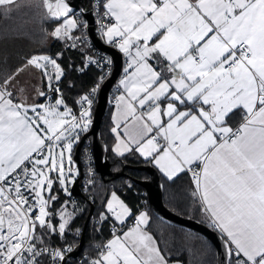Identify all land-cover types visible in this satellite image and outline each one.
Segmentation results:
<instances>
[{"label": "snow or ice", "instance_id": "1", "mask_svg": "<svg viewBox=\"0 0 264 264\" xmlns=\"http://www.w3.org/2000/svg\"><path fill=\"white\" fill-rule=\"evenodd\" d=\"M13 5L19 7L17 0H0V6L9 11ZM44 5L51 17L70 12L64 0H56L55 5L44 0ZM105 7L106 15L113 16L116 23L107 26L104 35L130 57L128 67L135 69L121 83L132 101L143 93L141 106L154 103L147 113L151 123L134 126L129 140L139 145L136 150L143 156L152 157L170 179L186 166L203 162L193 180L204 211L224 234L225 264H264V0H108ZM77 27V20L66 19L52 35L68 36ZM154 54L169 62L170 79H164L149 64ZM41 61L54 66L59 80L62 72L55 60L33 56L27 64L44 68ZM19 71L22 69L16 74ZM16 74L0 83V181L4 182L0 185V264H40L38 258L48 249L37 247L40 237L34 235L36 229L55 230L46 220V209L48 201L56 197L49 195L45 200L43 193L45 186L52 191L50 172H58L59 182L64 183L65 150L70 153L73 147L69 142L55 153L46 141L64 140L69 129L86 130L90 113L84 110L78 123L75 116L66 119L71 116L67 108L60 112L41 104V114L37 106L14 103L8 88L15 86ZM161 97L171 100L163 113L156 103ZM82 100L91 104L88 96ZM119 100L125 101V97ZM188 101L194 108L202 102L210 110L196 108L195 114L192 109L180 111L177 104L185 106ZM60 104L62 99L56 101ZM127 106L134 120H142L134 115L131 102ZM30 108L34 117L28 115ZM240 108L246 111L239 127L233 129L228 118ZM161 114L169 117L166 125ZM153 126L158 128L156 136L162 135L167 142L166 147L157 143L156 136L145 139ZM44 148L48 154L33 159V154H41ZM22 188L31 190L39 204V215L34 219L33 205ZM108 209L117 220L130 211L115 193ZM147 222V214L142 212L136 227L124 233V241L118 236L109 241L107 252L95 264H121V260L123 264H167L153 237L140 228ZM66 224L67 220L59 225L61 233ZM53 254L61 256L60 251Z\"/></svg>", "mask_w": 264, "mask_h": 264}, {"label": "trees", "instance_id": "2", "mask_svg": "<svg viewBox=\"0 0 264 264\" xmlns=\"http://www.w3.org/2000/svg\"><path fill=\"white\" fill-rule=\"evenodd\" d=\"M17 4L19 7L13 5L10 11L7 10V6H0V83L8 76L16 74L18 69H25L28 60L34 55H49L57 60L63 71V75L58 81L60 88L57 92H61L67 104L74 108L73 112H75L79 108L82 97L95 82L100 81L103 75L102 69L98 66L93 64L86 66L84 64L85 56L90 52V47L86 42H82L73 48L68 46L69 40L80 37V34H82L81 27L78 25L77 28L72 29L65 40L61 41L60 37L52 35L59 22L49 17L44 0H17ZM44 79L46 80V76H44ZM46 83L43 91H46ZM113 90L114 87L111 91ZM112 108L113 95L111 92L107 112L101 126V137L107 144L112 170L114 172L123 170V175L117 177L113 174L103 178L97 172L95 184L91 189L94 197L89 192H84L85 196H75V202L79 206L73 221L70 223L71 230L67 231L63 237H57L55 231L57 221L55 219L51 222L55 230L52 231L46 228L47 232L58 243L61 245L70 244L73 248L80 241L87 215L91 206L94 205V214L85 234V250L78 257H73L74 264H95L93 260L97 259L95 258L97 246L111 236V223L105 217V206L111 193L110 189L115 188L120 196L132 205L137 212L140 192L145 190L144 186L138 181L140 182V180L149 177L146 171L137 169L134 166L152 163L150 158H141L133 151L123 156L114 154L112 146L115 137L111 131ZM241 121L242 113L240 110H235L228 118V123L232 126L238 125ZM86 130L81 131L79 139ZM88 144V146L82 148V152L86 149H92L90 142ZM161 178L164 201L171 210L180 215L199 220L215 228L222 236L224 235L212 224L209 215L204 211L199 191L189 171L185 170L172 179L161 173ZM129 181H131L130 187L127 186ZM49 195L56 197L54 201L49 200L51 208H57L66 198L58 183H54L48 197ZM146 212L149 213L146 229L154 236L161 253L169 262L217 264V250L209 239L194 230L165 220L157 215L150 205L147 207ZM34 235L40 237L36 241L37 247L50 242L39 229L36 230ZM85 253L89 254V259L83 258ZM66 264L73 263L67 262Z\"/></svg>", "mask_w": 264, "mask_h": 264}, {"label": "crops", "instance_id": "3", "mask_svg": "<svg viewBox=\"0 0 264 264\" xmlns=\"http://www.w3.org/2000/svg\"><path fill=\"white\" fill-rule=\"evenodd\" d=\"M105 5H104V9L108 13V9L105 7ZM111 17H112V20H111V22H110V24L108 26L116 23L115 18L113 16H111ZM62 23L63 22H61L58 27H62L64 25ZM105 31H106V29L104 30V32ZM161 31L163 32V30H161ZM104 32H103V37H104L105 41H108L107 37L104 35ZM61 37H64V40L66 38V36H61ZM61 37H60V40H61ZM64 40H61V41H64ZM155 40H156V38L154 37L152 42H155ZM116 47L119 49L118 46H116ZM132 51L134 52L135 49L133 48ZM123 58H124V60H123V68L121 70V71H123V75L120 76V79H119V82H120V85H121L122 89L116 94V98L114 100L113 108H112V115H111V119H112L111 131H112L113 136L115 137V142H114V144L112 146V150H113L114 154H116L117 156H123L124 154L133 151V152H136L137 155L140 156L141 158H144V159H149L150 158L152 160V163L159 169V171L165 177L169 178L167 176V174L160 168V166L155 163V160L152 157L143 156L139 151L136 150L139 147V145L138 144H134V143H132L129 140V132H132L134 130V126L136 128H138L144 121H147L148 123H151L150 121H148L147 113L151 110L152 107H154V103L152 101H148L143 106H141L139 104V99L143 96V93H141V97H138L137 100H135V101L131 100V98L128 95L127 89L123 86L121 81L123 79H125L126 75H130L131 72H133L135 69L128 67L129 63L131 62V59H130L129 56H126L123 53ZM52 60H55L57 62V60L55 58H52ZM41 63L44 64L45 66H47L48 68L50 67V69L52 70V72H54L55 77H56V70H55L54 66L51 63H49L47 61H41ZM57 64H58V62H57ZM149 64H151L152 67L157 72H161L162 73V77L164 79H170L171 76L173 75V73H170V72L167 71V65L169 64V62L166 61L163 56H159L158 54H154V56L149 59ZM60 69H61V67H60ZM61 72H62V75H63L62 69H61ZM45 74H46V72H45L44 68H37L34 65L25 66V69H23L17 75H15V80L13 81L14 84L18 85V82H19V84H21V85L19 87L14 86V87H9L8 88V91H10L12 93V97L11 98L13 99V102L14 103H25V104L30 105V106L34 105V106L38 107L41 104L46 105V106H52V104L56 105V101L58 99H62L63 100V104L57 105L58 110L60 112H63V111H65L66 108L70 109L71 110V116H72L74 108H72L70 105L67 104V102L65 101V99H64L63 95L61 94V92H57L56 91V89L60 88V86L58 84V81L60 79L57 80L55 77H53L50 74L49 75V79L46 77V80H45L44 79V76H46ZM61 76H60V78H61ZM51 78H52V82H51ZM46 81H47V83H46ZM45 83H46V91H43ZM20 89H23V91L21 92ZM40 93H44V95H40ZM121 96L125 97V101H120L119 100V97H121ZM127 102H131V104L135 108L134 115L136 117H141L142 120H134L133 119V115H129L128 114L129 113V109H128V106H127ZM169 102H171L170 98L161 97V99L159 101H157L156 103L160 104V107H161L162 113H163V111L166 110V106H167V104ZM177 107H178V109L180 111H187L189 109H192L194 114H195L196 108L203 107L204 110H206V111L210 110V106L209 105H203L202 102L196 103L195 108H194L192 101H188L185 106H180L179 104H177ZM237 110L241 111L242 118H243V113H245L246 110H244L243 108H240V109H237ZM32 113L33 112L31 111V108H30L29 112H28V115L30 117H32ZM168 120H169V117L164 116L163 114H161V121L165 125L168 122ZM228 125L231 126L233 129H235V128L239 127L240 123L238 125H236V126H232L230 123H228ZM42 126L44 128H47L46 125H42ZM113 129H115L116 131H113ZM82 130H84V129H82ZM157 132H158V128L156 126H153V132L149 133L148 136L145 137V139L151 138L152 136H156ZM49 135H51V134L49 133ZM78 141H79V139H78ZM121 141H123L124 143L121 144ZM156 141L162 147H166V145H167V142L164 140L162 135L156 136ZM66 143H65V140H61L59 142H56L54 140L51 144L53 146V149L58 150V153H59V150L61 149V147L63 145H65ZM140 143H143V140H141ZM118 145H120L119 150H117V146ZM124 145H127L128 150H125ZM47 153H48V149L46 150L45 155H47ZM41 158H43V156L37 158L33 154V159H41ZM38 167H41L42 170H45L44 166H38ZM202 168H203V162H194L192 165L186 166L185 170L189 171L192 174L191 170H198L199 172H201ZM49 175L53 179L54 183H58L59 182V173H57L56 171H53V172H50ZM192 176H193V174H192ZM172 178H174V177H172ZM30 192H31V190H30ZM31 194L34 196V193L31 192ZM48 194L49 193H47L45 191V195L48 196ZM199 194H200V197H201L200 191H199ZM110 199L112 200L113 196H111ZM119 200L122 201L124 203V205H126L128 207V209L130 210L129 214L127 216L123 217V218L127 219L133 213V206L130 205L121 196H120ZM105 207L108 208V205H106ZM114 208L119 211V208L115 207V205H114ZM134 227H136V225ZM134 227H132V228H134ZM132 228H130V229H132ZM140 228H141V230L144 233H146V234L150 233L146 229V225L145 226H141ZM114 237L115 236H113L109 240L111 241ZM109 240H108V242H109ZM154 241H155L156 246L158 247V244H157L156 240H154ZM107 250H108V248L106 249V251ZM98 259H101V258H97V259L93 260V262L97 261ZM165 260L167 261V264H177V262L176 263L175 262H169L166 258H165Z\"/></svg>", "mask_w": 264, "mask_h": 264}, {"label": "water", "instance_id": "4", "mask_svg": "<svg viewBox=\"0 0 264 264\" xmlns=\"http://www.w3.org/2000/svg\"><path fill=\"white\" fill-rule=\"evenodd\" d=\"M82 1L84 0H64L65 3H68L70 12L67 15L60 16L58 18L51 17L46 6L45 8L48 15L53 20L60 21L63 20L65 17L73 14V12L80 6ZM49 2L55 5L56 0H49ZM87 17H89V19L93 21L91 13H88ZM90 34L96 45L100 47L104 52L110 54L113 57L115 66L111 76L108 77L101 86L98 101L94 109L93 121L90 124L89 128L82 134L81 138L77 142L76 150L73 154L72 166L79 172L78 176L75 178V180L70 186L71 192L74 196H85L83 190L81 189V183L84 177L81 150L87 140L90 141L93 145V150L96 158V169L103 178H107V176H111L113 174L117 177L123 175V170L119 172H114L112 170V163L108 155V147L101 137V126L103 124L104 117L107 112L110 99V91L113 83L116 81L123 68V53L116 46L101 40L96 35L93 27H90ZM134 167L146 171L149 175V179H142L140 180V182L138 181V183L145 185L153 211L165 220L194 230L209 239L215 245L217 250V264H225L223 236L215 228L194 218L180 215L177 212L171 210L166 205L164 201L161 172L153 163H144L136 165ZM93 214L94 208L92 207L87 215L80 241L70 251V255L74 258L78 257L85 250V234Z\"/></svg>", "mask_w": 264, "mask_h": 264}, {"label": "built area", "instance_id": "5", "mask_svg": "<svg viewBox=\"0 0 264 264\" xmlns=\"http://www.w3.org/2000/svg\"><path fill=\"white\" fill-rule=\"evenodd\" d=\"M108 2V0H84L81 2L80 6L78 7L77 10H75L73 12V17L79 21V23L81 24V33L80 34V40L85 41L88 43L89 47H90V52H88L85 56L84 59V64L86 66L89 65H96L99 68L102 69L103 71V75L100 79V81L95 82V84L90 88V90L84 95V96H88L89 100H91V104L89 105L86 101H83L81 99V103L79 105V108L73 112L72 116H75L77 121H80V117H81V113L84 110H88L90 113V124L93 121V115H94V109L96 106V103L98 101V97L100 94V90H101V86L103 84V82L111 76L113 70H114V59L111 55H109L108 53L104 52L102 49L98 48L92 41L91 39V35L89 32V27L93 26L95 33L100 36V38L104 41L107 42L111 45L117 46V44L115 42H108L105 41L104 37H103V32L104 30L107 28V26L110 24L112 17L107 14V11H105L104 9V5ZM91 12L94 16V22L91 24L87 21V19L85 18L86 13ZM84 32V34H83ZM119 38H115L114 40L118 41ZM68 46H70V42L68 44ZM71 48V46H70ZM123 75V71L120 72L119 76L117 77L116 81L117 83L115 84L114 90L110 91V94L112 92L113 95V103L114 100L116 98V94L122 89L119 79L120 76ZM93 89H95V91H93ZM83 96V97H84ZM245 113H243L244 116ZM72 118V117H71ZM53 141H46L47 143H52ZM89 141L87 140L83 147L88 146ZM47 148H44L43 152L41 154H35V157H41L44 156L45 152H46ZM91 150L90 149H86L85 151L81 152V159H82V164H83V172H84V177L82 179V183H81V189L83 190V192H89L90 194H92V197H94L93 193H92V187L95 184L96 181V173L98 172L96 169V163H95V159L94 157L91 155ZM28 165L29 170H31L32 164L31 161L26 162ZM192 174L193 173H198V170H191ZM11 178V174L9 179ZM22 182L24 180L23 177H21ZM4 182L0 181V185H2ZM128 187L131 186V181H129ZM22 192H24L25 196L29 197V204L33 205V210L31 213L32 218L34 219L36 215H39V204L37 203V200L33 197V195L31 194L30 190H24L23 188L21 189ZM15 193H12V195H14ZM142 194H144V192H142ZM146 199H142V203H145ZM139 209H142L141 206H138ZM115 211H118L117 209H115ZM105 217L110 221L111 226H110V238L118 235L122 232H124L125 230L129 229L130 227L134 226L137 223V218L139 217V214H137V212L135 211V209H133V214L132 216H130L127 219L122 218V220H117L116 216L114 214V211H109L108 208H106V214ZM37 229H39L42 232L47 233V235L50 238V242L49 245L45 246L44 248L48 249L47 252H43V254H45L46 256V264H66L67 262L69 263H73L74 264V259L73 257L70 255V251L72 250V246L70 244H66V245H61L60 243H58L53 237L52 235L47 232V229L44 227H40L38 226ZM5 233L7 231L6 227L3 230ZM109 238V239H110ZM103 241L100 245L97 246L96 248V256L95 258H101L102 255L105 253L106 247H107V242L108 240ZM54 251H60L61 252V256H55L53 253ZM84 259H89V254L85 253L83 255Z\"/></svg>", "mask_w": 264, "mask_h": 264}, {"label": "rangeland", "instance_id": "6", "mask_svg": "<svg viewBox=\"0 0 264 264\" xmlns=\"http://www.w3.org/2000/svg\"><path fill=\"white\" fill-rule=\"evenodd\" d=\"M66 19H74V17H73V15L71 14V15H69V16H67V17H65L63 20H61V21H59V23H58V25H57V27L60 25V23L61 22H63L62 24H64V22H65V20ZM34 56H47V57H49L50 58V60H52V58L49 56V55H41V54H37V55H34ZM44 69H45V72H46V77L49 79V75L51 74L53 77H55V74H54V72H52V70L50 69V67L48 68L47 66H45L44 67ZM51 82H52V78H51ZM14 83V82H13ZM15 86H17V87H19L21 84H18V85H16V84H14ZM49 107H56L57 108V105H55V104H52V106H49ZM58 109V108H57ZM37 112L38 113H43V109H41V108H39V107H37ZM32 117H34V113H32ZM71 117L72 116H68V117H66V119H68V120H71ZM78 123L80 122V121H77ZM40 124H41V126L42 125H44L43 124V122L42 121H40L39 122ZM241 123V122H240ZM47 126V125H46ZM89 126H90V124H89ZM88 126V127H89ZM43 127V126H42ZM82 129L83 128H78V129H75V130H71V129H69V132H70V135H68L64 140H65V143L67 142V143H69V142H71V143H73V147H72V150H71V152L69 153V152H67L66 150H65V156H64V183L63 184H61L60 182H58V185H60V187L62 188V190H63V193L66 195V198H65V200L57 207V208H51L50 207V202L48 201V205H47V211H48V213H49V217H47L46 218V220H49L50 221V223L55 219L56 221H57V223H56V235H57V237H63L64 235H65V233L67 232V231H70L71 230V228H70V223L73 221V218H74V216H75V214L77 213V207L79 206L76 202H75V196H73L72 195V193H71V191H70V186H71V184L73 183V181L75 180V178L78 176V174H79V172L77 171V169H75L74 167H72V161H73V153H74V148H75V146H76V144H77V141H78V139H76V137L78 136L79 137V134L81 133V131H82ZM54 141V140H53ZM66 143V144H67ZM62 148V147H61ZM54 150V152L55 153H58V150H55V149H53ZM61 150V149H60ZM59 150V151H60ZM48 154V153H47ZM69 155H71V161L69 162V160H68V156ZM38 158V157H37ZM69 169H71V172H69ZM58 173V172H57ZM146 179H149V177L148 178H146ZM142 185H144V184H142ZM53 186H54V183H53ZM145 186V185H144ZM65 189H66V191H65ZM111 191V193H110V196H109V199L107 200V202H106V205H108L109 204V202L110 201H112L110 198H111V196H113V193H115V195H116V197H118L119 199H120V194L116 191V189L115 188H111L110 189ZM45 191L47 192V193H49L47 190H46V186H45ZM45 191H44V193H43V195H44V198H45V200H48V196H46L45 195ZM33 197H35V196H33ZM142 212H140V213H138L139 214V216H140V214H141ZM143 213H146L147 214V217H148V220H149V213H147L146 212V210L145 211H143ZM63 214V215H62ZM132 216V215H131ZM125 219V218H124ZM65 220H67V224H66V226H65V230H64V232L63 233H61L60 231H59V225L61 224V223H63ZM136 225V224H135ZM134 225V226H135ZM147 226V224H142V225H140V227L141 226ZM134 226H132V227H134ZM132 227H130V228H132ZM129 228V229H130ZM128 229V230H129ZM128 230H125L124 232H122V233H120V234H118V235H115V237H120L121 238V240L122 241H124V233H126V232H128ZM150 236H152L153 237V240H155V238H154V236L153 235H151V233H148ZM114 237V238H115ZM112 238V237H111ZM110 238V239H111ZM113 238V239H114ZM112 239V240H113ZM110 241V240H109ZM107 243H109V242H107ZM107 246H108V244H107ZM106 249H107V247H106ZM105 252H107L106 250H105ZM105 254V253H104ZM176 263V262H175ZM121 264H123V261L121 260ZM177 264H181L180 262H177Z\"/></svg>", "mask_w": 264, "mask_h": 264}, {"label": "bare ground", "instance_id": "7", "mask_svg": "<svg viewBox=\"0 0 264 264\" xmlns=\"http://www.w3.org/2000/svg\"><path fill=\"white\" fill-rule=\"evenodd\" d=\"M78 9V8H77ZM76 9V10H77ZM89 13H91V12H89ZM87 14L88 13H86V15H85V18L87 19V21L89 22V23H93L94 22V16H93V14H92V19H93V21H91L90 19H89V17H87ZM50 17V16H49ZM51 18V17H50ZM52 19V18H51ZM53 20V19H52ZM76 20V19H75ZM61 21V20H60ZM78 22V25L81 27V24L79 23V21H77ZM90 27H93V26H90ZM90 27H89V32H90ZM94 28V27H93ZM83 34H84V32H83ZM91 35V34H90ZM97 35V34H96ZM98 36V35H97ZM99 38H100V36H98ZM91 39H92V41H93V43L96 45V43L94 42V40H93V38H92V36H91ZM101 39V38H100ZM61 40H64V37H61ZM69 42H70V46H71V48H73V47H75L76 45H78V44H81L82 42H85V41H81L80 40V38L79 37H76V38H72L71 40H69ZM69 42H68V44H69ZM87 43V42H86ZM87 45H88V43H87ZM89 46V45H88ZM97 46V45H96ZM98 47V46H97ZM98 48H100V47H98ZM101 49V48H100ZM117 83V81H115L114 83H113V85H112V87L114 86L115 87V84ZM112 89V88H111ZM90 142V141H89ZM90 144H91V146H92V149H91V155L94 157V159H96L95 158V154H94V150H93V145H92V143L90 142ZM83 148V147H82ZM81 152H82V150H81ZM42 157V156H41ZM95 163H96V161H95ZM142 185V184H141ZM144 186V185H143ZM144 189L145 190H143V191H141L140 192V202H139V205L138 206H141L142 207V209H139L138 208V206H137V212L138 213H140V212H142V211H145L146 209H147V207L150 205L151 206V203H149L150 202V200H149V196H148V192H147V190H146V187L144 186ZM142 192H144V194H142ZM146 199V202L145 203H142V199ZM93 208H94V205L92 206ZM91 207V208H92ZM151 209H152V207H151ZM91 210V209H90ZM153 210V209H152ZM37 230V229H36ZM44 234H45V236L50 240V238H49V236L47 235V233H45V232H43ZM51 242H53V241H51ZM51 242H49V243H51ZM49 243H47V244H45V245H41V246H38V248H44L45 246H47V245H49ZM39 259V262H40V264H46L47 263V261H46V256H45V254H41V256L38 258Z\"/></svg>", "mask_w": 264, "mask_h": 264}]
</instances>
